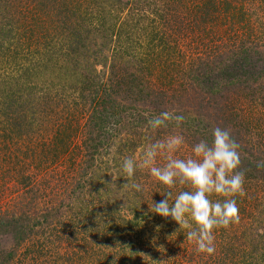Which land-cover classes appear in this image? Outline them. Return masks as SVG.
<instances>
[{
	"label": "trees",
	"instance_id": "1",
	"mask_svg": "<svg viewBox=\"0 0 264 264\" xmlns=\"http://www.w3.org/2000/svg\"><path fill=\"white\" fill-rule=\"evenodd\" d=\"M44 1L0 0V50H9L18 40L33 48L31 37H42L43 47L34 48L35 65L61 69L68 60L76 70L82 69V78L67 85L60 75L46 84L39 98L35 95L38 99L29 91V99H23L21 92H6L9 103L0 111V234L9 231L21 243L33 233L40 221L32 217L34 222L24 223V217L31 216L24 215L20 204L28 196L32 203L38 191L46 192L47 184L59 199L54 216L41 213L47 224L42 232L56 228L62 234L88 235L91 242L101 244L107 264H152L153 259L158 264L161 260L167 264H264V168L256 167L257 161L264 160V120L258 118L264 117V0H178L180 13H156L162 27L149 20L153 31L145 34L143 43L126 38L128 45L123 48L118 38L109 56L101 51L104 47L92 49L88 44H93L95 32L105 40L108 29L102 27L116 20L103 14L94 27L96 17L86 12L80 23L84 32L74 30L70 41L62 40L61 32L57 38L45 36L47 28H40L48 14L42 15ZM9 4L24 11L25 18L29 13L28 21L38 25L36 31L27 27L29 22L9 15ZM156 7L151 9L154 14ZM175 23L186 34L182 50ZM2 52L0 58L5 56L9 63L20 57L15 49ZM60 53L70 56L65 60ZM29 68L27 63L20 69L26 78ZM52 86L55 94L51 96ZM46 97H55L53 106L45 103ZM173 110L185 116L180 130L185 137L183 154L192 155L191 147L201 139L210 143L216 127L228 129L240 145L237 170L244 172L246 193L235 197L240 221L215 231L216 252L211 256L195 254L194 245L174 221L148 211L151 200L164 199L167 189L146 169H138L134 176L146 186L142 194L133 195L121 187L127 182L119 167L123 158L134 157L145 142L176 131L170 125L154 135L147 133L146 141L144 113L151 118ZM38 143L43 146L39 151ZM160 158L157 165L162 166L166 161ZM48 159L49 163L65 159L61 163L68 173L63 180L48 182L44 172ZM56 186L63 187L61 194ZM180 190L188 189H172L173 198ZM22 193L27 197L22 199ZM232 226L241 232H229ZM254 227L261 231L254 232ZM167 238L174 239V247L165 242ZM13 255V250L0 251V264L10 262Z\"/></svg>",
	"mask_w": 264,
	"mask_h": 264
},
{
	"label": "rangeland",
	"instance_id": "2",
	"mask_svg": "<svg viewBox=\"0 0 264 264\" xmlns=\"http://www.w3.org/2000/svg\"><path fill=\"white\" fill-rule=\"evenodd\" d=\"M44 3L47 5L45 6L44 10H42V15L46 13L48 14L44 15L46 16L44 18V23L40 24L41 29L44 30L47 28L43 32V34L45 33V36H52L53 38H57L56 35H59V33L61 32L62 38L60 36L59 38L65 41L67 38V40L70 41L69 36L74 33V30L79 33L84 32L85 29H81L80 23L82 15L84 16L86 12H91V15L96 17L92 18V26L96 25L98 17L102 16L103 14H106L109 19L113 18L114 20H116V22L114 21V25L110 24L109 26L108 21V23L104 25V27H102L103 29H108V35L105 40H102L100 34H97V32H95L93 44H88V47L92 49H99L104 47L105 49L101 51H103L104 55L108 56L110 55L111 48H113L114 46V42H116L118 38H120V40L122 41L123 48L127 47L128 45L125 40L126 38L131 40H139L140 43H143L142 40H146L145 34L149 33L150 30L153 31V28H151L150 26L149 20L153 21L152 24L154 26L155 24H157L158 28L162 27L161 25L163 24V21L157 18L156 13L165 11V13L177 15V13H180V11H182L181 4L178 0H45ZM154 6H157L155 14L151 11L152 7ZM8 9L9 15L15 14L18 20L22 19L23 21H27V23L29 22L30 24H28L27 27H33L36 31L38 25L35 26L31 24V20L28 21L27 19L29 13L26 14L25 18V12L22 10H18V8L12 7L11 4H9ZM4 13L6 17H9L7 12ZM89 14L85 15V19H89ZM142 15H146V17L143 19H139L142 17ZM175 26L177 32L179 31L178 39L179 45L182 44V50V47L184 48L185 42L187 41L184 40L182 36L186 34H184L182 29H180L181 26H179V24L175 23ZM88 36L92 38V33ZM31 41L36 44V47H43V43L45 40H43L42 37L35 39V36L33 35L31 37ZM109 42L111 43L109 44ZM3 45L4 46L1 47H5L6 44L4 43ZM36 47L31 48L30 45H26L25 42H21L18 40L14 41L13 44H10L9 50H0L1 54L2 51V53H8L15 49V52H18L20 55V57H18L15 62L12 63H9L8 58L6 59L5 56L4 58H0V111L1 108L6 107L7 103H9L8 96H5L6 92L14 91L15 94L21 92L23 97H25L23 99H29L30 96L27 95V92L29 91L32 92L33 97L37 98L46 88V84L49 85V81L54 82V80H58L60 75H62L61 78H64L67 81V85L69 83H76V80H81L82 77L80 73H82V69L81 71L76 70L72 67V65H69L70 61L66 60L70 56L69 53L68 55L60 53L62 59L66 60L62 63V66L60 67L61 69H58L57 66L38 67V65H35V62L38 59V54L34 52V48L36 49ZM185 51L190 52L193 50L187 49ZM27 63L30 66V68L27 70L30 76L26 78L24 74L25 72L21 74L20 69L23 68ZM21 64H24V66H20ZM89 64L91 63L88 62V65ZM100 67L101 66L99 65L96 66V70H100ZM30 87H32V89H28ZM54 90V87L51 88V91H49L48 94H51V96L54 95ZM18 101L21 103L22 99L19 98ZM54 102L55 97H51L48 99L46 97L45 103H48L47 105L53 106ZM58 102L62 103L59 100ZM55 109L57 110L58 108ZM258 118L262 119V121L264 120V117ZM40 147L42 148L43 146L38 143L36 145V150L39 151ZM140 153L141 149L136 150L134 157H139ZM181 153L183 156H188L187 153L183 154L182 149H180L175 155L181 158ZM50 155L51 154H49V156ZM160 159L162 160V162L164 161L162 157ZM63 161H53L52 163H49L51 162V160L48 159L47 164H49V166H46L44 171L46 172L48 177H50L48 178V182L49 180H52L51 182L52 184H54V180L59 181V179L63 180L66 177L64 175H67L68 168L65 167V164L61 163ZM45 186L47 187L45 188L46 192L44 191L43 193H40V191H38L37 196H34L35 199H33L32 203H29V201H27L30 196L27 197L24 193L21 194L22 199L24 197H27L25 200H22L24 202L20 204V206H23L21 210L24 211V215L26 214L31 216V219H26L24 217V223H32V217H37V221H40V224L37 223L33 226V233L21 243H17L13 234L9 231L4 234H0V251H2L3 254H6V252L10 250H13L14 252L13 259L7 264H107L105 256L103 255V252H101L102 247H99L101 244L95 241L91 242L88 235H84V237H82L81 233L77 235L62 234L56 228L52 229V233L51 231L42 232L47 224L44 218L41 216V213H49L54 216L57 210L55 207H57L59 199H55L54 189H48L49 186L47 184H45ZM56 187H59L57 188V190L59 191V194H61L60 191H63V187ZM62 193L65 194V191ZM59 194H57V196ZM63 199L66 200L67 196L64 195ZM62 209L63 208H61L60 210L63 211ZM240 230V227L237 228V226H232L230 227L229 232L239 233L241 232ZM166 231H171V228H167ZM257 231H261V228L259 227L256 229L254 227V232ZM120 242L122 241L120 240L119 243ZM165 242L170 245L169 247H174L175 245L174 239L172 238H167ZM117 244L118 243L115 244V248L117 247ZM108 250L111 254H114V250L113 253L112 250ZM164 251L166 250L164 249ZM153 260L155 262H153L152 264H158L156 259ZM166 261L167 260H161L160 264H167Z\"/></svg>",
	"mask_w": 264,
	"mask_h": 264
},
{
	"label": "clouds",
	"instance_id": "3",
	"mask_svg": "<svg viewBox=\"0 0 264 264\" xmlns=\"http://www.w3.org/2000/svg\"><path fill=\"white\" fill-rule=\"evenodd\" d=\"M146 117L147 133L153 135L159 129L172 126L176 131L160 139L146 142L139 157H125L120 163L121 172L127 182L121 187L130 194L143 193L146 186L138 183L135 173L146 169L148 175L159 185L165 187V198L154 202L148 211L162 218H170L182 230L184 238L194 245L195 254L211 256L216 252L215 231L227 229L240 221L235 197H244V172L240 167V145L226 128L216 127L209 143L201 139L191 147L192 155L179 158L175 154L185 145L181 129L185 116L173 111H162ZM166 163L157 165V158ZM258 169L264 168V160L256 162ZM116 189L115 184L111 183ZM178 191L173 198L172 189ZM216 195L218 199L210 197ZM151 199V198H150ZM155 262V261H154Z\"/></svg>",
	"mask_w": 264,
	"mask_h": 264
}]
</instances>
